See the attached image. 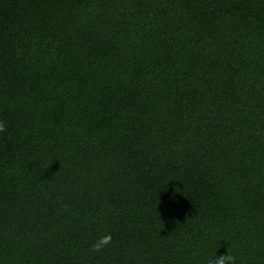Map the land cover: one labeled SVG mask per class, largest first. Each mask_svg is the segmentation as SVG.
<instances>
[{
  "label": "trees",
  "instance_id": "obj_1",
  "mask_svg": "<svg viewBox=\"0 0 264 264\" xmlns=\"http://www.w3.org/2000/svg\"><path fill=\"white\" fill-rule=\"evenodd\" d=\"M0 125V264H264V0H0Z\"/></svg>",
  "mask_w": 264,
  "mask_h": 264
},
{
  "label": "clouds",
  "instance_id": "obj_2",
  "mask_svg": "<svg viewBox=\"0 0 264 264\" xmlns=\"http://www.w3.org/2000/svg\"><path fill=\"white\" fill-rule=\"evenodd\" d=\"M0 131H3V126L0 125ZM112 237L111 235H106L102 237L100 240H98L93 246L92 250L93 251H99L101 248L104 246L108 245L111 241ZM209 264H235L234 257L230 255L229 253L227 255L223 256H215Z\"/></svg>",
  "mask_w": 264,
  "mask_h": 264
}]
</instances>
